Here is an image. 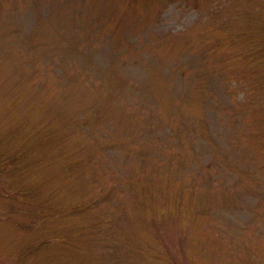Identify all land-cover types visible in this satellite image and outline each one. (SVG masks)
<instances>
[{
    "label": "rangeland",
    "instance_id": "1",
    "mask_svg": "<svg viewBox=\"0 0 264 264\" xmlns=\"http://www.w3.org/2000/svg\"><path fill=\"white\" fill-rule=\"evenodd\" d=\"M264 0H0V264H264Z\"/></svg>",
    "mask_w": 264,
    "mask_h": 264
},
{
    "label": "trees",
    "instance_id": "2",
    "mask_svg": "<svg viewBox=\"0 0 264 264\" xmlns=\"http://www.w3.org/2000/svg\"><path fill=\"white\" fill-rule=\"evenodd\" d=\"M263 40H264V38H263ZM263 53H264V51H262ZM260 62L262 63V62H264V57H262L261 59H260Z\"/></svg>",
    "mask_w": 264,
    "mask_h": 264
}]
</instances>
